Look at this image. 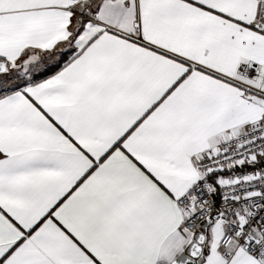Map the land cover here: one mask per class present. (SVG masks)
<instances>
[{"label": "snow or ice", "instance_id": "1", "mask_svg": "<svg viewBox=\"0 0 264 264\" xmlns=\"http://www.w3.org/2000/svg\"><path fill=\"white\" fill-rule=\"evenodd\" d=\"M0 264H264V0H0Z\"/></svg>", "mask_w": 264, "mask_h": 264}]
</instances>
